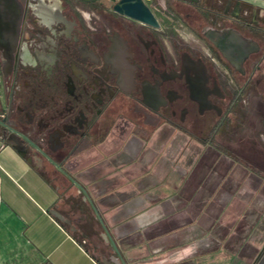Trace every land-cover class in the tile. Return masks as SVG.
Returning <instances> with one entry per match:
<instances>
[{
    "label": "flooded vegetation",
    "instance_id": "flooded-vegetation-1",
    "mask_svg": "<svg viewBox=\"0 0 264 264\" xmlns=\"http://www.w3.org/2000/svg\"><path fill=\"white\" fill-rule=\"evenodd\" d=\"M105 1L19 0L20 11L0 26V139L18 135L24 157L40 173L69 178L82 189L70 177V159L110 136L129 105L141 118L134 129L144 125L151 133L166 123L206 131L199 138L211 142L247 107L264 130V15L236 0L166 4L162 13L181 16L197 46L179 43L169 22L146 3L159 27L114 13ZM209 31L221 33L224 53L207 39ZM246 154L257 160L264 151L251 147ZM65 216L100 259V237L84 229L80 217ZM262 257L264 248L253 264Z\"/></svg>",
    "mask_w": 264,
    "mask_h": 264
},
{
    "label": "crops",
    "instance_id": "crops-1",
    "mask_svg": "<svg viewBox=\"0 0 264 264\" xmlns=\"http://www.w3.org/2000/svg\"><path fill=\"white\" fill-rule=\"evenodd\" d=\"M236 1L264 15V0ZM130 131L120 122L69 161L82 189L70 186L99 229L101 256L121 264H253L256 255L240 242L264 224L257 169L170 124L146 138ZM54 207L65 215L58 187L0 139V264H99L50 214Z\"/></svg>",
    "mask_w": 264,
    "mask_h": 264
},
{
    "label": "rangeland",
    "instance_id": "rangeland-1",
    "mask_svg": "<svg viewBox=\"0 0 264 264\" xmlns=\"http://www.w3.org/2000/svg\"><path fill=\"white\" fill-rule=\"evenodd\" d=\"M166 1V2H165ZM144 2L150 6L158 16L159 20H165L164 25L171 26L173 33L178 39L179 43L184 44H195L199 45L196 37L189 30V25L184 19L179 16V20L173 18L172 16H166L163 12V8L166 4L171 7H184L185 4H181L177 2V0H144ZM105 6H107L111 10V4L108 0L105 1ZM186 6H189L186 4ZM185 6V7H186ZM169 17V18H168ZM198 23L197 19L193 20L191 23V27ZM170 31V30H169ZM198 42V43H197ZM201 45V44H200ZM205 49V48H204ZM201 51H206L200 48ZM243 114V115H242ZM239 118H236V121L232 123L227 130H220L215 136V140H213L212 146L223 153H228L231 157H236L237 159H241L243 163H245L248 167H255L257 169L258 176L264 178V155L258 154L257 160L250 159L246 157V152L249 148L253 147L254 150H262L264 151V130L260 128L257 123V118L254 113H252V108L247 107L245 109V113H242ZM125 120L122 119V122L128 123L130 134H133L136 129H134V123L141 122V118H139L138 114L133 111L131 105L124 113ZM139 126V124H138ZM141 126V125H140ZM146 126L142 125L140 130L137 129L136 133H139L142 137L146 138L151 135V132L145 128ZM185 135H189L191 137H207L206 131H193V133L185 132ZM47 177L54 183V186H57L59 189V205L61 210L64 213H73L74 216L83 218V228L88 232H92L93 235L98 236V227L95 222L92 221V218L87 213L86 207L82 201V197L77 195L76 190L68 184H64L57 174L52 175L50 172L47 173ZM56 177V179H53ZM64 185V186H63ZM264 222V219L261 220ZM260 224V223H259ZM264 228V224L255 228L253 236L258 232V237L256 238H247L241 241L240 248H242L243 253L252 254L251 258L256 255L262 248H264V232L262 229ZM253 232V231H252ZM76 237L79 239L83 238L79 232H75ZM238 243V242H237ZM84 245L91 251L90 245L85 241ZM254 259V258H253Z\"/></svg>",
    "mask_w": 264,
    "mask_h": 264
},
{
    "label": "water",
    "instance_id": "water-1",
    "mask_svg": "<svg viewBox=\"0 0 264 264\" xmlns=\"http://www.w3.org/2000/svg\"><path fill=\"white\" fill-rule=\"evenodd\" d=\"M239 4V2H237ZM20 11V3L19 0H0V26L3 25L6 21V17L10 15L11 11ZM111 11L117 13L122 16H127L131 19L139 21L141 23L159 27V24L152 14L149 7L145 4L144 0H117L111 5ZM255 12V10H253ZM207 39L215 46V48L224 53L225 47L222 44V35L220 32L217 31H209L206 34ZM234 38L236 39L237 43L244 44V41L238 36L235 35ZM10 41L11 44L8 47V51L10 52L14 48V41H15V34H10ZM227 47V46H226ZM254 48V46H252ZM246 52L240 57L238 60L237 65H240L242 62L243 57L245 56ZM236 65V64H235ZM4 122L0 118V126H3ZM15 139L13 141L8 140L7 142L16 150L18 154L24 157L23 149L26 147V144L19 138L18 135L14 134ZM27 162H31L30 158H27ZM50 214L56 218L59 222L64 223L69 226L72 232L76 231L75 225L72 223V220L66 217L63 213H61L56 207L50 209ZM103 239L105 242L111 244L112 248L115 250V245L113 244L111 238L107 234H103ZM101 263L102 264H121L120 261L114 256L111 255L101 256ZM260 264H264V257H262Z\"/></svg>",
    "mask_w": 264,
    "mask_h": 264
},
{
    "label": "trees",
    "instance_id": "trees-1",
    "mask_svg": "<svg viewBox=\"0 0 264 264\" xmlns=\"http://www.w3.org/2000/svg\"><path fill=\"white\" fill-rule=\"evenodd\" d=\"M60 178V180L62 181V182H65V183H67V182H69V183H67L68 185H71V183H70V179L69 178H64V177H59ZM82 195V194H81ZM59 222V221H58ZM60 223V225L62 226V227H64L81 245H83V247L86 249V251H88L93 257H95V254L92 252V251H90L83 243H82V241H84V238H81V239H79L78 237H76V235H75V232H72V231H70V229H69V226L68 225H66V224H64V223H61V222H59ZM96 261L99 263V264H102L101 263V260L99 259V258H96Z\"/></svg>",
    "mask_w": 264,
    "mask_h": 264
},
{
    "label": "built area",
    "instance_id": "built-area-1",
    "mask_svg": "<svg viewBox=\"0 0 264 264\" xmlns=\"http://www.w3.org/2000/svg\"><path fill=\"white\" fill-rule=\"evenodd\" d=\"M117 0H110V4L112 5Z\"/></svg>",
    "mask_w": 264,
    "mask_h": 264
}]
</instances>
